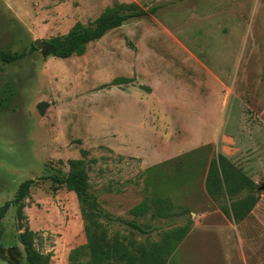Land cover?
<instances>
[{
	"label": "rangeland",
	"instance_id": "374dc122",
	"mask_svg": "<svg viewBox=\"0 0 264 264\" xmlns=\"http://www.w3.org/2000/svg\"><path fill=\"white\" fill-rule=\"evenodd\" d=\"M114 2L159 9L83 55L48 53L47 41ZM219 155L232 184L245 181L232 197L207 186ZM72 159L86 161L100 206L152 227L150 241L188 225L166 264H264V0H0V209L35 182L24 217L11 206L3 218L0 264H26L25 227L50 264H73L85 222L76 194L52 180ZM248 196L255 205L236 220L232 204ZM153 197L186 212L132 213Z\"/></svg>",
	"mask_w": 264,
	"mask_h": 264
},
{
	"label": "trees",
	"instance_id": "16d2710c",
	"mask_svg": "<svg viewBox=\"0 0 264 264\" xmlns=\"http://www.w3.org/2000/svg\"><path fill=\"white\" fill-rule=\"evenodd\" d=\"M158 9V6L145 9L136 3L114 2L93 22L86 25L77 22L67 35L47 41V51L59 59L83 55L90 43L100 40L109 31L121 27L132 18L155 15ZM14 59H16L14 55L4 56L6 62ZM129 81L127 78L119 77L113 81V84L120 85ZM82 153L86 154L85 151ZM225 161L222 155H219L218 161H212L207 186L211 193L215 191L218 193L225 188L227 194L232 197L245 184V181L242 183L239 181L238 187L232 184L229 173L225 169ZM219 166L223 171V179L219 176ZM52 180L57 186H65L76 194L85 222L84 232L87 243L72 255L71 263L73 264L80 263V256L86 257L84 264H166L176 246L184 240L189 231L187 224L177 226L169 231H164L161 239L158 242H153L149 237L153 230L152 227L144 226L134 220L112 216L100 206L97 199L90 193L88 167L84 159L69 160L68 173L54 176ZM34 183V180L22 183L16 198L1 207L0 250L4 237L3 218L6 212L11 206H16L18 219L24 217L25 199ZM254 205L255 199L252 196L234 202L232 212L235 219H245ZM172 208L170 199L153 197L151 202H143L134 208L132 213L135 216H144L151 211V216L156 218L183 216L186 212V209H182L180 213H175ZM115 225L128 230V234L125 236L116 232L110 235V228ZM35 236L36 233L28 227H25L23 232L18 235V240L24 248L26 264H50L49 255L41 253L36 248ZM138 236H144V242L138 241Z\"/></svg>",
	"mask_w": 264,
	"mask_h": 264
},
{
	"label": "water",
	"instance_id": "95a60500",
	"mask_svg": "<svg viewBox=\"0 0 264 264\" xmlns=\"http://www.w3.org/2000/svg\"><path fill=\"white\" fill-rule=\"evenodd\" d=\"M35 45H36V47H42V41L36 40ZM262 189H264V186L262 187Z\"/></svg>",
	"mask_w": 264,
	"mask_h": 264
}]
</instances>
